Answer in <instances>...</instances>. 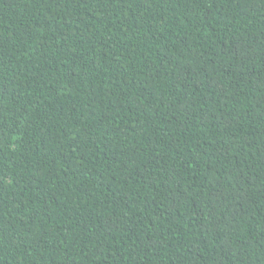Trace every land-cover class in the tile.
Listing matches in <instances>:
<instances>
[{"label": "trees", "instance_id": "obj_1", "mask_svg": "<svg viewBox=\"0 0 264 264\" xmlns=\"http://www.w3.org/2000/svg\"><path fill=\"white\" fill-rule=\"evenodd\" d=\"M0 264H264V0H0Z\"/></svg>", "mask_w": 264, "mask_h": 264}]
</instances>
